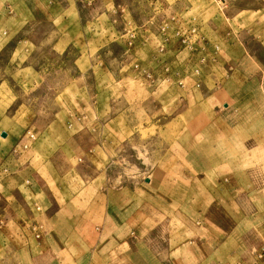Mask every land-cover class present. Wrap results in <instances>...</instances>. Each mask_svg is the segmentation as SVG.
<instances>
[{
    "label": "rangeland",
    "instance_id": "374dc122",
    "mask_svg": "<svg viewBox=\"0 0 264 264\" xmlns=\"http://www.w3.org/2000/svg\"><path fill=\"white\" fill-rule=\"evenodd\" d=\"M154 1L156 0H149L150 4ZM180 1L188 2L187 6L190 9L185 16L193 21L197 19L192 14L196 6L204 8V14L208 11L203 20L204 26L201 27L183 17L187 22L197 25L202 35L204 34V39L202 45L195 46L192 51L181 45L182 49L179 48L178 51L180 60L186 61L187 57H193L196 63L198 62L193 68L200 72L202 66L217 60L220 51L226 49L225 39L233 40L231 44H234L229 50V56L239 54L234 42L239 39L244 45V57L247 58L250 54L258 64L255 66L251 61L245 62V59L239 63L234 61L231 63L225 54L223 57H218L215 63L204 70L207 76L214 75V79L210 78L208 88L213 92L214 88L220 85L224 87L225 92L227 88L230 93L221 96V101L216 100L214 102L216 106L211 110H204L205 106H203V112H195L188 117L181 112V106L178 107V112L172 111V114L168 115L166 112L170 104H173L170 96L168 93L154 94L151 89L156 86H153L152 81L145 76L147 72L152 73L153 69L159 72L152 59L162 56L158 49L162 44L159 39L163 34H161L162 26L158 31L160 36L150 31L147 25L142 26L145 27L144 33L141 34V31L137 30L144 17L148 18L145 1L122 0L123 4L134 8L137 12L134 19H129L130 17L126 18L123 13L118 12H114L111 17L100 15L97 11L105 7L108 0H0V164L9 156V150L14 143L22 136H26L28 158H31L30 153H35L28 169H31L30 172L38 170L41 175L35 176V179L45 182L55 196L58 195L56 187L65 186L60 194L67 199V205L61 200L60 211L71 221L78 218L80 206H75L76 204L73 206V200L68 201V198L74 195L72 192L74 186L86 182L89 184V180L93 177L91 175L93 167H97L96 169L101 172L105 170L103 176L98 178L99 183L106 184L108 179L107 185L110 189L128 186L135 201L139 195L150 194L161 202L163 210L171 204L173 207L171 210L175 213L173 216L178 220L184 219L196 210L195 206L202 200L201 187L207 184L210 187L209 201L211 200L207 218L221 224L227 230L240 231L245 246H250V243L258 245L255 251L258 250L257 253L263 254L261 248L264 247V190L261 189L264 188V0ZM107 7L112 9L110 4ZM126 19L132 23L128 25L126 31H122V23L126 22ZM58 35L60 39L63 36L62 41H70L72 44L61 54L60 50L52 48ZM130 41L137 42L133 50L135 61L132 66L122 63L123 50ZM75 44L76 46L86 44L89 47L88 51L91 48L92 52L97 49L93 56L94 61H97L98 65L103 62V67L106 66L109 71H113L114 77L121 76L114 84L109 85L110 88L112 86L113 89L118 90L115 91L117 95L118 92L124 91L126 94L123 98L128 101L137 97L144 100L150 94L155 95L156 99L166 107L162 115L165 118L161 119L163 124L171 117L174 119L177 113H181V116L179 115L181 122H196L194 126L203 125L202 131L205 135L200 136L203 141L191 146L187 145L188 147L179 143L174 150L164 142H159L161 136L168 137L173 129L162 128L161 136L158 138L153 127L141 128L139 132L137 131L141 139L145 140L144 144H140L141 146L131 139V143L115 145L113 159L85 161L83 155L73 151L72 143H64L68 132L58 124V121H55L50 131L46 132V128L40 126L46 124L44 121L48 114L39 111V108H51L53 103L50 99L54 97L40 93L41 86L46 82L42 77L49 70L48 65L57 69L55 66L61 61L64 63L61 65L62 70H66L65 62H70L79 54V48L73 46ZM215 46L220 48L216 49ZM170 48L171 53L177 51L174 46ZM170 52L165 53L167 55ZM64 56H67L66 60ZM202 56L205 60L201 63ZM134 64H138V67L134 68ZM184 67H177L180 74L189 71L186 69L187 66ZM194 69H192L193 77L197 78ZM172 70L175 72L176 69ZM54 71L56 70L52 69V72ZM53 76L47 82L50 86L61 83L62 76L55 74ZM178 81L180 82V79L173 80L172 87L162 81L163 83L157 87L162 91L172 92L174 88L180 86ZM106 82L107 78L103 76L100 83L106 86ZM87 83L91 85V81L88 80ZM191 83L192 81H187V86ZM112 88L110 91L113 92ZM36 90L38 94H35ZM194 99L195 103L203 102L199 91H196ZM34 106L37 111L34 113L38 114L35 119L30 109ZM101 116L104 118L105 111L101 112ZM132 116L134 122L138 119L143 120L139 115ZM184 123L182 124L185 125ZM194 126L184 128V134H193L199 130ZM27 132L32 133L35 138L28 139ZM137 135L133 136L138 137ZM238 140L242 142L238 143ZM190 147H193L191 151ZM210 148L221 159L234 160V164L229 167L223 166L221 175L207 177L189 175L191 166L184 158L185 152L189 151V159L198 157L197 162L205 163L211 153ZM25 153L20 157L10 156L7 164L0 167V214L5 216L6 211L10 210L7 207L9 202L13 201L12 210H16L18 218L12 229L26 232L30 225L25 222V216L31 215L34 217V225H32L34 232L39 233L37 225L40 223L38 212L41 207L38 206V210L33 208L32 211L28 207L30 205L27 202L29 199L26 197L25 189L20 186L28 178L26 171L22 170L26 166ZM65 153L70 156L68 159L64 158ZM171 153L176 154L177 159L171 160L169 157ZM155 154L157 159L160 156L162 159L155 160ZM13 158L20 160L15 162L12 161ZM80 158L82 160L78 161ZM10 160L12 165H9ZM246 166L249 168H245ZM17 168L20 171L14 173ZM157 168L160 171H170L172 175L154 176L153 173ZM69 170H74L77 174L82 173L81 179L78 176H70ZM13 175H16V178ZM147 184L155 186L156 190L146 192L143 185ZM16 185H19L18 193L5 192L10 186ZM191 186L194 187L193 191ZM169 199L172 200L171 203ZM92 210L90 207L85 208L83 214L89 217ZM178 224H180L179 230L184 228L181 222L178 221ZM6 230H10V226ZM175 231H178L177 227ZM257 257L259 261H264V257L260 254Z\"/></svg>",
    "mask_w": 264,
    "mask_h": 264
},
{
    "label": "crops",
    "instance_id": "0c3cea01",
    "mask_svg": "<svg viewBox=\"0 0 264 264\" xmlns=\"http://www.w3.org/2000/svg\"><path fill=\"white\" fill-rule=\"evenodd\" d=\"M143 1H145V6L148 9V18L145 16L139 26L140 28H137L141 34L145 32V27L142 26L147 25L150 31L159 35L158 31L162 24L170 21L173 17L187 18L200 27L204 26L203 20L208 12L204 14V8L196 6L195 12L192 14L197 19L193 21L185 16V13H188L190 9L187 6L188 2L156 0L150 4L149 0ZM121 3L122 0H108L106 6L97 12L109 17L113 16L114 12L123 13L122 15L126 18L130 17L129 19H132L134 15L137 16L134 8ZM108 4L111 5L112 9H108ZM126 20L122 23V31H126L128 25L132 23L128 19ZM61 39L58 35L55 46L52 45V48L55 47L60 50V54L72 45L70 41H62L63 39ZM162 39L163 35L159 39L162 44L159 45L158 49L162 56L152 59L155 68H159V72L153 69V71L151 70L152 73L147 72L146 74L145 72V76L152 81L153 86H156L152 89L149 88L154 94L157 92L163 95L168 93L170 100L175 104H170L171 106L166 112L168 115H171L172 111L178 112L180 106L181 112L185 113L186 117L195 112H203V106H205L204 110L208 109L209 111L216 106L214 104L216 100L219 101L221 96L230 93L227 88L225 92L224 87L220 85H217L213 92L208 88L210 78L214 79V75L209 74L207 76L205 71L208 66L218 60V57H223L225 54L231 63L232 61L239 63L245 59V62L251 61L255 66L258 65L257 60L250 54L247 58L244 57V45L239 39L234 41L239 54L233 57L229 56V50L234 44H231L233 40L225 39L226 49L220 51L217 60L208 63V65L202 64L204 66L198 72L197 69H194L198 62L196 63L193 57H187L186 61L180 60L178 51L182 47L176 39L169 38L167 41ZM135 45L137 42L130 41L127 48L123 50L122 57L124 60L122 63L132 66L135 61V53L133 52ZM73 46L79 48V54L73 57L70 62H65L67 69L62 70L63 61L55 66L57 69L48 65L49 70L46 74H49V77L46 74L42 77L46 82L44 81L45 83L41 86L40 93H45V96H53L54 98L50 99V102L53 103L51 108H39V111L48 114L46 121H44L46 124H42L40 127L44 126L48 132L54 122L58 121V124L68 132L64 143H72L73 151H76L78 155H83L82 158L85 161L89 159L97 161L106 158L113 159L115 145L131 143V139L133 142H138V146H141L140 144L145 143V140H142L138 133L141 128L153 127L155 133L158 134L157 137L161 136L162 128L173 129L172 132H169L168 137L161 136L162 139H159V142H164L174 150L179 143L180 145L186 144L188 147L187 145L191 146L203 141L200 137L205 135V132L202 131L203 125L194 126L197 124L196 122H181L179 117L181 113H177L174 119L171 117L163 124L161 119L165 118L162 115L163 109L166 107L156 99L155 95L150 94L144 100L137 97L128 101L123 98L126 94L124 91L118 92L119 95H117L115 91L118 90L113 89L112 86L113 92L110 91L109 85L114 84L121 76L114 77L113 71H109L105 65V68L103 67V62L98 65V62L94 61L93 56L97 49L92 52L91 48L88 51L89 47L86 44ZM173 46L177 51L171 53L169 49ZM218 47L220 48V46ZM165 52L170 53L166 55ZM64 58L66 60L67 56ZM184 65L189 71L180 74L177 67L183 68ZM133 66L137 68L138 64ZM52 69L56 71L52 72ZM172 69H176L175 72ZM192 69H194L197 78L193 77ZM50 73L52 74L50 75ZM53 73L62 76L61 83L56 86H50L47 83L49 79L54 77ZM103 76L107 78L106 86L100 83ZM176 79H180V82L178 81L180 86L174 88L172 92L162 91L157 87L163 83L162 81L172 87V81ZM88 80L91 81V85L87 83ZM187 81H192V83L187 86ZM37 90L35 94H38ZM196 91L201 94L202 103H195ZM55 100H57L56 103ZM209 102L211 103L209 104ZM207 106L209 108H206ZM34 108L35 106L30 107L32 113L37 112ZM104 111L105 116L102 118L101 112ZM134 114L139 115L143 120L138 119L134 122L135 119L132 116ZM35 116L37 117L38 114L34 113V119ZM191 126L199 128V130L193 134L185 135L184 128ZM135 134H138V137L133 136ZM25 138L26 136H22L14 143V146L9 150V156L3 160L0 167L7 164L10 156L20 157L22 153L26 152V166L22 170L26 171L29 179L27 178L26 182L20 186L25 189L24 192L29 199L27 200L30 205L28 207L32 211L33 208L38 210V206L41 207L40 212H38L40 223L38 224L35 219L40 232H34L32 226L34 225V217L31 215L25 216V222L30 225L26 232H18L16 229H12L17 222L18 215L16 210H12L14 209L13 201L9 202L7 207L10 210L6 211L5 216L0 214V264H264V261L261 262L257 259L259 254L264 257V253L255 251L258 245L255 246L250 243V246H245L240 231L236 229L234 231L227 230L226 227L207 218L211 207V200L209 201L210 187L207 184L205 187H201L202 200L195 206L194 209L196 210H193L191 215L185 216L184 219L178 220L173 216L175 213L171 210L173 208L171 204L163 210L161 202L150 194L139 195L135 201V197L128 186L110 189L107 185L108 179H106V184L99 183L98 178L103 176L105 170L101 172L96 169L97 167H93L91 174L93 177L89 180V184L86 182L74 186L72 189L74 195L68 198V201L73 200V206L75 204V206H80L78 218L75 221L66 219L63 212L60 211L61 206L59 204L62 200L67 205V199H64L60 194L65 186L58 185L56 187L58 195L55 196L45 182L35 179V176L39 177L41 173L38 170L30 172L31 169H28L29 163L31 164L34 160L35 153L31 151L33 154L30 153L31 158H28V149L20 148V145L25 142ZM241 142L238 140V143ZM192 149L193 147H190V151ZM210 150L211 153L207 158L209 162L206 160L205 163L197 162L198 157L190 158V160L189 151L185 152L184 158L187 164L191 166L189 175H201V177L221 175L223 166L229 167L234 164V160L232 161L230 158L221 159L214 153V150L212 151V148ZM65 154L66 157L64 158L68 159L70 156L68 153ZM169 157L171 160L177 159L176 154L173 155V153ZM82 158L78 161H81ZM160 158L161 156L157 159L155 154V160H160ZM19 160V158L12 159L15 162ZM12 164L10 160L9 165ZM245 168H249V166ZM15 171L14 173H17L20 169L17 168ZM68 174L78 177L82 175L80 172L77 174L74 170H69ZM161 174L170 176L172 172L160 171L157 168L153 173L154 176H161ZM13 176L16 178V175ZM17 188L19 185L10 186L5 192L18 193ZM66 188L70 190L67 186ZM143 188L146 192L156 190L155 186L151 184L143 185ZM193 188L191 186V191ZM76 198L77 200H75ZM171 201L169 199V203ZM89 207L93 210L87 217L83 213L84 209ZM22 220L24 221L23 218ZM178 221L184 226L181 230L178 228L180 226ZM240 221L238 220V222ZM8 226H10V230H6ZM176 227L180 232L175 231ZM261 250L264 252V247Z\"/></svg>",
    "mask_w": 264,
    "mask_h": 264
},
{
    "label": "built area",
    "instance_id": "2783aa9c",
    "mask_svg": "<svg viewBox=\"0 0 264 264\" xmlns=\"http://www.w3.org/2000/svg\"><path fill=\"white\" fill-rule=\"evenodd\" d=\"M161 31V34L163 33V41H167L169 38H175L181 43V45L191 51L195 48V46L202 45L204 39L197 25L187 22L185 19L180 17H173L170 21L165 22L161 27ZM168 31L170 34L167 33ZM215 48L218 49L216 46ZM204 60L205 58L202 56L200 62L202 63ZM26 134L28 139L35 138L30 132H27ZM27 146V142H23L20 145V148L27 149Z\"/></svg>",
    "mask_w": 264,
    "mask_h": 264
}]
</instances>
